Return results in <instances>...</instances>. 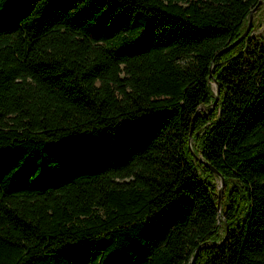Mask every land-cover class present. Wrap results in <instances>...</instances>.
Instances as JSON below:
<instances>
[{
    "label": "trees",
    "instance_id": "1",
    "mask_svg": "<svg viewBox=\"0 0 264 264\" xmlns=\"http://www.w3.org/2000/svg\"><path fill=\"white\" fill-rule=\"evenodd\" d=\"M257 1L0 0V264H264Z\"/></svg>",
    "mask_w": 264,
    "mask_h": 264
},
{
    "label": "water",
    "instance_id": "2",
    "mask_svg": "<svg viewBox=\"0 0 264 264\" xmlns=\"http://www.w3.org/2000/svg\"><path fill=\"white\" fill-rule=\"evenodd\" d=\"M263 2V0H258L255 5L253 7H251L249 13H248V18H247V22H246V26L245 29L242 31V33L235 38L231 43H236L237 41H239L243 36H245L251 29L252 26V21H253V16H254V12L255 10H257V8L261 5V3ZM216 88H217V93L216 96L213 100L212 105L216 102L218 96H219V85L216 83ZM191 133H192V128L190 130V139H191ZM190 145H191V141H190ZM219 176H220V187L218 190V200H217V204H218V214H219V221H220V215H221V198H222V194H223V188H224V176L221 172H219ZM192 261L189 262V264H191Z\"/></svg>",
    "mask_w": 264,
    "mask_h": 264
},
{
    "label": "rangeland",
    "instance_id": "3",
    "mask_svg": "<svg viewBox=\"0 0 264 264\" xmlns=\"http://www.w3.org/2000/svg\"><path fill=\"white\" fill-rule=\"evenodd\" d=\"M253 22L255 23L254 28L249 32L258 38L264 37V0L257 10H255Z\"/></svg>",
    "mask_w": 264,
    "mask_h": 264
}]
</instances>
